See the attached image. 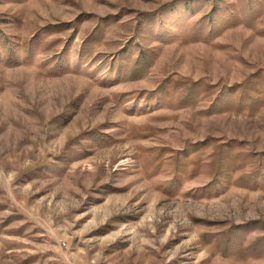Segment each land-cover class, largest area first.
<instances>
[{
  "label": "rangeland",
  "instance_id": "rangeland-1",
  "mask_svg": "<svg viewBox=\"0 0 264 264\" xmlns=\"http://www.w3.org/2000/svg\"><path fill=\"white\" fill-rule=\"evenodd\" d=\"M0 264H264V0H0Z\"/></svg>",
  "mask_w": 264,
  "mask_h": 264
}]
</instances>
